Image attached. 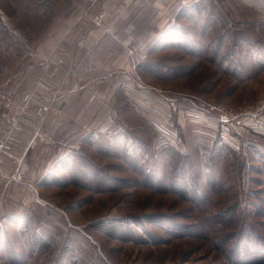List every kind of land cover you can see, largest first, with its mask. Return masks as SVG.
I'll list each match as a JSON object with an SVG mask.
<instances>
[{"label":"rangeland","instance_id":"1","mask_svg":"<svg viewBox=\"0 0 264 264\" xmlns=\"http://www.w3.org/2000/svg\"><path fill=\"white\" fill-rule=\"evenodd\" d=\"M180 5L89 127L32 148L31 167L0 183V264H244L230 236L264 239V0ZM62 6L0 0V48L6 25L27 35ZM171 155L189 157L206 206L171 192ZM224 211L215 232L205 215Z\"/></svg>","mask_w":264,"mask_h":264},{"label":"crops","instance_id":"2","mask_svg":"<svg viewBox=\"0 0 264 264\" xmlns=\"http://www.w3.org/2000/svg\"><path fill=\"white\" fill-rule=\"evenodd\" d=\"M184 1L64 0L48 23L42 18L32 31L21 26L27 35L16 36L14 26L6 25L0 84L12 87L15 101L25 106L19 132L25 139L10 161L0 163L4 189L12 172L18 177L31 167L45 140L73 126L87 128L97 111L104 112L116 86L133 72L131 51L153 39ZM100 7L102 26L97 27Z\"/></svg>","mask_w":264,"mask_h":264},{"label":"trees","instance_id":"3","mask_svg":"<svg viewBox=\"0 0 264 264\" xmlns=\"http://www.w3.org/2000/svg\"><path fill=\"white\" fill-rule=\"evenodd\" d=\"M172 153L174 152L172 151ZM187 159H189V157L182 155L170 156L171 163L169 165L170 172L168 174L169 189L173 193L185 191L188 195H190V197H193L194 200L201 202L199 203L201 206H206L208 203V197L196 183L194 178L195 173L192 171L193 164L187 165ZM210 175L211 173H209L207 176ZM97 180V182L101 183L105 181L103 180L102 176L99 175ZM233 213L234 212L232 211L230 214H227V212L224 211L220 214H214L210 216L205 215V222L210 224L209 226L214 227V231L217 232L230 222ZM253 232L254 229L250 227L249 230L239 233V236H236L235 234L231 235V249L228 248V246L226 248L224 247V249L226 251L229 250L230 252H233L234 249H240L241 251H239V253H243L245 255L242 256V258L240 256L236 259H239L238 262H244V264H255L253 263L255 261L256 263L264 262V239L255 235ZM218 241L221 244V238H219ZM250 256H252V258L250 261H247L246 258ZM240 259H244L245 261H240Z\"/></svg>","mask_w":264,"mask_h":264},{"label":"built area","instance_id":"4","mask_svg":"<svg viewBox=\"0 0 264 264\" xmlns=\"http://www.w3.org/2000/svg\"><path fill=\"white\" fill-rule=\"evenodd\" d=\"M95 25L102 26L101 19H96ZM38 115H42V109H38ZM25 106L15 101L14 90L8 85L0 84V163L3 158H12L11 144L15 140H21L20 124L23 121ZM18 133V134H17Z\"/></svg>","mask_w":264,"mask_h":264}]
</instances>
